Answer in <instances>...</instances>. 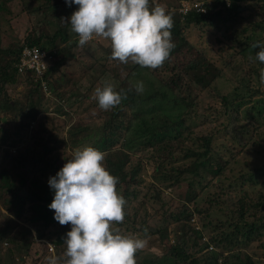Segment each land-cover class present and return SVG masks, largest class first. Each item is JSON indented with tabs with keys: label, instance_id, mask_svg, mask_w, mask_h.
<instances>
[{
	"label": "trees",
	"instance_id": "16d2710c",
	"mask_svg": "<svg viewBox=\"0 0 264 264\" xmlns=\"http://www.w3.org/2000/svg\"><path fill=\"white\" fill-rule=\"evenodd\" d=\"M12 1L0 0L1 15L8 13L6 7ZM46 1V9L56 14L59 9L58 3L52 4V0ZM164 1L157 0L155 3L164 5L169 13V5ZM192 1L202 3L205 12L192 9L185 15L178 13L182 21L172 17V39L178 40L179 45L186 40V33L190 28L205 32L208 26H227L231 22L241 24L239 20L246 21V17H243L244 13L240 10L244 7L251 12L256 11V8L258 12L264 11V0ZM150 3H153L152 0ZM62 6L64 18H70L72 13L78 10V6L74 3L69 7L63 1ZM177 6L179 8L180 5ZM22 7L38 16L44 13L41 5L33 7L29 2ZM257 21L252 24L256 25ZM40 25H43L45 30L35 28L23 37L21 45L17 48L11 46L2 48L0 45L2 64L0 113H8L11 123L15 121L19 127L12 139L0 129V147L3 148L6 144L9 146L6 151L3 150L5 154L0 152V203L11 215L0 228V256L3 251L0 264H28V259L20 261V257H15L10 248V245L16 243L26 232L23 226L18 225V221L27 222L30 227L37 230L36 233L38 232L40 237L50 240L55 248L54 257L57 258L58 264L65 251L66 233L71 230V225L61 226L54 219V210L48 207L55 195L49 186V179L56 176L64 165L59 159L61 145L58 144L59 140H56L57 136L53 130H47L44 123H39L36 130L33 127V130L30 129L31 125L37 123L40 114L46 111H44L45 93L40 83L34 82L33 73L21 75L16 69L22 50L26 46L50 52L52 59L45 73V81L47 85L59 82L51 92L52 97L54 96L57 101L54 104L56 112L66 114L71 103L75 101L74 98L78 97L81 114L90 115L89 111L98 112L94 118L91 115L92 119L88 123L81 124L83 127L81 131L71 133L68 141L60 142L71 150L91 146L105 154L104 166L110 174L119 178L117 190L127 201L126 217L122 224L117 225L122 234L133 236L128 234L131 229V232H139L143 239H148L166 232L169 226L178 225L180 235L174 244L170 245L169 258L172 260V263L169 261L170 264H256L252 257L241 252L264 239V164L248 171L245 167L239 166L236 181H231V178L223 174L224 170H231L227 156L224 154L221 157L219 152L214 155L215 146H212L209 138L195 139L194 130L187 124V120L194 115L197 96L190 95L189 90L195 84L199 88L198 93L204 91L207 88L203 84L204 79L196 75L192 78L183 76L184 70L176 68L170 57L156 70L142 68L132 63L128 66L123 65L121 67L123 73L128 71L126 77L120 79L117 69L109 68L114 64L109 67L107 65L111 56L109 52V55L93 56L94 63L99 64L100 68H94L93 64L84 65L86 68L84 76L88 74L90 78L95 76L96 82L110 77L115 91L123 90L127 93V98L110 111L101 110L95 99L89 103V108H83V102L88 99V94L83 93L80 96L81 93L75 92L79 91L76 84L73 85L65 79L52 78V75H56L63 65V61L58 62L59 57L74 59L73 50L78 47V37L75 34L74 41H70V25L61 22L58 18H54L51 22L44 21ZM46 25H48L47 29ZM257 27L263 28L260 25ZM57 39L61 47L56 44ZM246 40L248 39L245 36L242 43ZM257 42H264V37L261 36ZM68 44L69 47H66ZM89 44H96V41L93 40ZM86 45L83 48L86 49ZM252 45L245 47L242 52L258 53L260 49L252 48ZM3 54L10 57L8 62L2 58ZM255 62L261 71L264 64ZM158 74H161L158 82L149 79L150 76L156 79ZM132 79L145 82L144 86L147 90L137 94L131 85L134 82ZM149 80L153 84L149 83ZM213 82L214 80L207 86L212 85ZM19 83H23L26 87V92L21 95L23 101L12 103L5 96L6 88L10 84ZM153 85L161 86L155 89ZM66 91L72 99L66 98ZM88 91L90 89H86V92ZM255 93L257 92L252 91V94ZM246 94L249 95L247 92ZM246 101L245 95L235 92L222 98L225 113L228 114L231 110L235 114V116L229 115L232 122L238 125L241 119L240 113L244 111V120H247L250 114L259 127H264V123H260L263 119H259L263 112L257 107L256 111H252V107H248ZM16 104L17 108L14 106ZM83 116L77 117L78 123ZM238 126L231 140L238 144L243 140H251V148L261 153L264 158V130L259 132L258 127L254 126L253 131L249 132L242 125ZM28 130L31 131L30 138L34 142L21 150L19 144L22 143L23 132ZM196 146H200V149ZM11 148L15 151L11 152ZM135 154L139 155L138 159L132 158ZM210 154L215 158L212 161L207 160ZM67 159H70V156L64 159V164ZM211 162H215L214 167ZM148 163L156 166L153 167L151 174L152 183L146 184L142 176ZM211 174L213 176L210 178L214 184L206 190L211 184L207 176ZM183 183H186L188 202L191 203L174 201L164 194L168 189L177 190ZM246 186L248 188H245ZM143 188L147 189V195L141 193ZM205 192L208 199L205 203L202 202L204 209L201 210L198 208L197 204L200 201H197V198ZM148 208L151 210L150 215ZM248 216L252 217V220H247ZM194 217L199 228L192 224ZM13 233L16 235H12ZM21 242L17 243L21 244ZM34 244L35 240L27 242L28 248ZM192 249H197L199 255L195 256L191 252ZM31 251L26 252L31 262L50 264L52 255L47 248L37 256ZM136 264L140 263L136 261Z\"/></svg>",
	"mask_w": 264,
	"mask_h": 264
},
{
	"label": "rangeland",
	"instance_id": "374dc122",
	"mask_svg": "<svg viewBox=\"0 0 264 264\" xmlns=\"http://www.w3.org/2000/svg\"><path fill=\"white\" fill-rule=\"evenodd\" d=\"M63 1L65 0H52V4L58 3L59 6L56 14H52V11L46 9V0H35L33 2L29 0H13L10 2L6 7V11H8V13L3 15L0 14V45L2 48H7L8 46L17 48L19 45H21L23 37L31 33L35 28L36 30H45L43 25H40V23L44 21L51 22L54 18H58L59 20L64 18L65 13L62 6ZM180 1L181 0H165L164 3L169 5V13L172 15V17L182 21L178 14L179 8L178 6L176 7V5L180 4ZM29 2L33 7L40 5L43 6L44 13H42V15L39 14L38 16L36 14L27 12L22 6L28 5ZM152 2L155 3L157 0H152ZM240 10L244 13L243 17H246V21L239 20L242 22L241 24L238 22H231L227 26H208L205 32H202L200 29L190 28L186 33V40L181 42L182 45H179L178 40L172 39L175 47L170 54L172 64L175 65L176 68L179 67L184 70L183 76L192 78L196 75L199 77L201 76L204 79L203 84L207 87L204 91H200V93H198L197 90L199 88L195 84H193L192 88L189 90V94L193 96L196 95L197 100L195 101L196 108L194 115L190 116V118L187 120V124L190 125L194 130L195 139H198V137H205L211 140L212 146H215L213 150L214 155L216 152H219V156L222 157L224 154L227 156L230 161L231 170H224L223 174H226V176L231 178V181L234 182L237 179L239 166L245 167L246 171H248L264 164L263 155L251 148V140H243V142L240 144L231 140L232 135L235 134L239 127L238 125H242L245 127V129L249 130V132L253 131L252 127L254 126L258 127L257 129H259V132H263L264 127H259V125L255 123L254 120H252L250 114L248 115L249 118L244 120L245 116H243L244 111H242V109V112L240 111L241 113L239 116L241 119L237 125L229 118V115L235 116V114L231 110L228 111V114H226L222 102L223 97L231 95L234 92L239 95H245L247 98L246 104L248 107H252V111H256L257 107L263 112L259 119H263L260 123H264V85L260 83V70L258 69L256 62L249 59L250 55L255 57V54H247L246 51L244 53L242 52L245 47H249L252 45V43L257 42L261 36L264 37V20H261L264 19V11L258 12V8H256V11L251 12L246 10L245 7ZM255 21H257L256 25H253L252 22ZM257 25H260L263 28L260 29L257 27ZM47 28L48 25H46V29ZM69 36L70 41H74L75 34L70 33ZM245 36L248 40L242 43ZM94 41H96V44H89L91 43L89 42L88 46L86 45V49L80 48L79 46L76 47L73 50L74 59L72 60L64 58L61 59V57H59L58 62L63 61V65L60 66V69L56 72V75H52L53 79H65L73 85L76 84L79 91L75 92L79 94L81 93L80 96H82L83 93L89 95L88 99L84 100L83 102V108H89V103L94 100L92 97L95 88L97 86H103L101 83L103 80L100 79L96 82L95 76H91V78L89 74L84 76L86 69L84 65L90 66L93 64L94 68H100L99 64L97 65L94 63L92 57L109 55V52L111 53L109 41L100 38H95ZM56 44L58 47L62 46L58 39ZM66 47H69V44ZM2 58L6 60V62L10 60L8 55L3 54ZM112 64L114 65L109 67V65ZM107 65L110 69H117L120 79L126 77L128 70L123 73L121 69L124 64L121 65L115 61H108ZM128 65L129 63L124 66ZM0 66H2L1 63ZM160 77L161 74H158L156 79L152 76H150L149 79L152 80V82H154V80L158 82ZM105 80L112 82L110 77H106ZM132 80L134 82L131 83V85L134 86L137 83V80ZM150 80L149 83L151 82ZM212 80H214L212 85L207 86L212 82ZM152 82L151 84H153ZM52 83H54V81ZM58 84L59 82L56 81V83L52 85H47V89L49 88L50 91L48 95L44 94V111L46 112L40 114L37 123L31 125L30 129L33 127V129L36 130L39 123H44V126L47 130H53V133L57 136L56 140H59L58 144L61 145L59 159L64 165V159L67 156H70L71 158L72 152L74 150L64 147L60 141H68L69 135L71 133L81 131L83 129L82 125H84V123H88L90 119H92L91 115H93L94 118L98 112L89 111L90 115L81 114V109L78 108L77 102L79 97L74 98L75 101L71 103L72 105L66 114L56 112V106L54 104L57 101L54 99V96L52 97L51 92L54 90V87L58 86ZM16 85L17 84L8 85L5 91V96L9 99L8 101H11L12 103L22 102L23 99L21 95L26 92V87L23 83H19L17 86ZM153 86H155V89H159L161 85ZM86 89H90V91L86 92ZM252 91L257 93L252 94ZM246 92L249 93V95H247ZM69 95V92L66 91V98L68 100L72 99V96ZM14 106L15 108L18 107L17 104ZM79 115H84L80 118V123H78L77 119ZM0 117L2 121L0 123V129L5 131V134L12 139L15 137V133L19 128L17 126V122L14 121L11 123L8 113H0ZM249 122L252 124H248ZM31 134L32 133L30 130L23 132L22 143L19 144V149L23 150L25 147H29L33 144L34 141L30 138ZM223 145L224 148L222 149ZM8 148L9 146L6 144L3 146V148L0 147V152H3V150L6 151ZM196 148L200 149V146H196ZM14 151L15 149L11 148V152ZM63 151L65 153H63ZM3 153L5 154L6 152ZM132 158L138 159L139 155L135 154L132 156ZM213 159L215 158H213L211 154L207 158V160L211 161ZM211 163L212 167H214L215 162ZM155 166L151 163H148L147 166H145L142 179L146 184L152 183L151 174L153 167ZM212 176V174L207 176V180L210 181L211 184L206 190H208L214 184V181L210 178ZM245 188L248 187L246 186ZM141 193H146L147 195V189L143 188ZM164 194L166 196H170L174 201L182 200L184 202H188L186 183L180 184L177 190L176 188L165 190ZM206 194L207 193L205 192L197 198V201H200V203L197 205L201 210L204 209L202 202L205 203V200L208 199V195ZM233 200L235 199L233 198ZM148 211L150 215L151 210L149 208ZM9 217H11L10 212L0 203V228L5 225ZM195 219L196 218L194 217L192 224L195 227L197 226L196 228H199V225ZM247 220H252V217L248 216ZM26 223L18 221V225L23 226L26 229V232L22 234V236L17 241H22L21 244L16 242L13 245H10L15 257H20V261H23V259H28V264H39L38 261L35 263L31 262L30 256L28 257L26 252L28 250H32L31 252L36 253L37 256L47 248L48 252L52 255V258H55L54 253L50 250V247L53 249V251L55 249L50 240L46 239V237H40L38 232L36 233L37 230L30 227L29 224ZM181 224L183 225V223ZM131 231L132 230L130 229L128 234H132L134 237L142 238L141 233ZM12 235L16 234L13 233ZM179 235L180 230L178 225H172L169 226L166 232L146 239V247L143 250L137 252L136 261H138L140 264L172 263V260L169 258L171 253L170 245L174 244V241L179 237ZM31 240H35V244L28 248L29 245H27V242H30ZM260 248L262 249L261 251ZM191 252L195 256L199 255L197 253V249H192ZM242 253L252 257L256 264H264V239L254 244L252 248H245L241 254ZM2 254L3 251H1V256ZM33 258L35 259L34 255Z\"/></svg>",
	"mask_w": 264,
	"mask_h": 264
},
{
	"label": "clouds",
	"instance_id": "9594fccd",
	"mask_svg": "<svg viewBox=\"0 0 264 264\" xmlns=\"http://www.w3.org/2000/svg\"><path fill=\"white\" fill-rule=\"evenodd\" d=\"M65 2L69 7L73 3L78 6L70 18L61 19L78 37V46L83 48L95 38L107 40L110 62L156 70L175 47L173 18L162 4L150 0ZM252 48L260 51L249 59L264 64V42ZM259 77L264 85V69ZM101 83L103 86H97L92 97L101 110L110 111L127 98V93L115 91L110 81ZM133 87L137 94L145 90L143 81ZM104 160L105 154L94 147L77 148L57 175L49 179L55 195L48 207L54 210V219L61 226L71 225L59 264H136L137 252L146 247V239L124 235L117 226L126 217L127 201L117 190L119 178L110 174ZM50 264H58L57 258H51Z\"/></svg>",
	"mask_w": 264,
	"mask_h": 264
},
{
	"label": "built area",
	"instance_id": "2783aa9c",
	"mask_svg": "<svg viewBox=\"0 0 264 264\" xmlns=\"http://www.w3.org/2000/svg\"><path fill=\"white\" fill-rule=\"evenodd\" d=\"M178 13L185 15L188 11L196 9L198 12H205L202 3L192 0H181ZM55 51V50H53ZM52 57L49 51L39 50L36 47H24L19 61L16 64L18 73H33L34 82H39L43 92L48 95L47 82L45 81V73L48 69ZM30 75V74H29ZM50 250L53 249L50 247Z\"/></svg>",
	"mask_w": 264,
	"mask_h": 264
}]
</instances>
